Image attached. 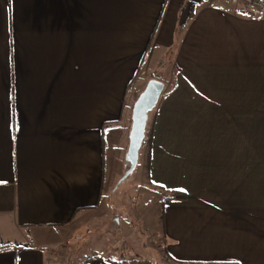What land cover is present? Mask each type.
<instances>
[{
    "label": "crops",
    "instance_id": "obj_1",
    "mask_svg": "<svg viewBox=\"0 0 264 264\" xmlns=\"http://www.w3.org/2000/svg\"><path fill=\"white\" fill-rule=\"evenodd\" d=\"M151 79L148 184L187 194L161 193L156 263L264 264V9L237 0H0V264L109 214Z\"/></svg>",
    "mask_w": 264,
    "mask_h": 264
},
{
    "label": "rangeland",
    "instance_id": "obj_2",
    "mask_svg": "<svg viewBox=\"0 0 264 264\" xmlns=\"http://www.w3.org/2000/svg\"><path fill=\"white\" fill-rule=\"evenodd\" d=\"M152 115L153 110L148 119ZM145 156L142 150L134 171L129 176H125L127 170L123 172L115 189L107 195L112 206L109 214L72 234L54 252V264H77L96 255L112 259L124 256L132 264H161L156 260L162 261L158 255L165 253L160 248L161 227H158L162 192L148 184L151 180Z\"/></svg>",
    "mask_w": 264,
    "mask_h": 264
},
{
    "label": "water",
    "instance_id": "obj_3",
    "mask_svg": "<svg viewBox=\"0 0 264 264\" xmlns=\"http://www.w3.org/2000/svg\"><path fill=\"white\" fill-rule=\"evenodd\" d=\"M163 90L164 82L158 79H151L134 103L129 148L126 155L128 169L125 176H129L138 165L149 112L156 107Z\"/></svg>",
    "mask_w": 264,
    "mask_h": 264
},
{
    "label": "trees",
    "instance_id": "obj_4",
    "mask_svg": "<svg viewBox=\"0 0 264 264\" xmlns=\"http://www.w3.org/2000/svg\"><path fill=\"white\" fill-rule=\"evenodd\" d=\"M149 120L150 119L147 120L145 136L142 140V145H141V147L144 146L147 148L148 178H150V171H151V149H152L153 126H154V119L150 120V124H149ZM148 124H149V127H148ZM157 187H159L165 199L185 200L187 198V194L185 192L178 191V190H168L160 186H157ZM17 245H20V244L11 243V242H0V246H2L3 248H10L12 246H17ZM91 258L92 257L86 258L81 263L88 262ZM81 263H77V264H81Z\"/></svg>",
    "mask_w": 264,
    "mask_h": 264
},
{
    "label": "built area",
    "instance_id": "obj_5",
    "mask_svg": "<svg viewBox=\"0 0 264 264\" xmlns=\"http://www.w3.org/2000/svg\"><path fill=\"white\" fill-rule=\"evenodd\" d=\"M245 6L246 14L254 17L258 10L264 9V0H237Z\"/></svg>",
    "mask_w": 264,
    "mask_h": 264
}]
</instances>
